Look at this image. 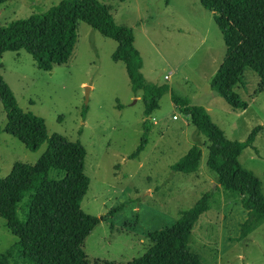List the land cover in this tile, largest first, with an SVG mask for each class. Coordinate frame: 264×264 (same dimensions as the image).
<instances>
[{
    "label": "rangeland",
    "instance_id": "obj_1",
    "mask_svg": "<svg viewBox=\"0 0 264 264\" xmlns=\"http://www.w3.org/2000/svg\"><path fill=\"white\" fill-rule=\"evenodd\" d=\"M58 1L5 0L0 3V25L43 12ZM98 1L116 24L132 28L145 80L168 86L147 117L146 142L134 157L130 153L142 133V103L139 92L130 90L122 63L112 59L114 40L77 20L67 61L49 71L37 69L23 50L0 55V74L17 106L40 116L47 135L77 140L85 149L83 172L89 182L79 205L100 218L82 242L88 262L125 264L142 255L150 245L148 232L172 223L178 211L208 193L210 207L199 215L189 235V251L202 264H264V221L238 240L246 211L236 197L221 190L215 173L205 165L206 138L170 99L173 92L204 107L230 140L242 141L260 126L252 147L243 148L237 160L259 179L264 194V88H259V79L243 68L240 82L232 87L246 102L243 110L231 109L210 89L224 45L211 13L198 0ZM4 123L0 104V177L14 162L34 163L46 146L27 150L2 131ZM191 145L200 149L197 169L189 174L172 171L170 164ZM15 241L0 218L1 262L21 264L5 252Z\"/></svg>",
    "mask_w": 264,
    "mask_h": 264
},
{
    "label": "trees",
    "instance_id": "obj_2",
    "mask_svg": "<svg viewBox=\"0 0 264 264\" xmlns=\"http://www.w3.org/2000/svg\"><path fill=\"white\" fill-rule=\"evenodd\" d=\"M5 0H0V3ZM122 1V0H120ZM211 13L218 29L224 54L209 87L231 109L243 110L246 102L233 93L243 68H249L264 88V0H198ZM82 21L104 37L115 41L112 59L122 63L130 90L139 92L142 103V133L131 157L144 147L150 121L165 83L145 80L142 60L133 46L132 28L116 24L108 8L98 0H59L43 12L30 13L0 25V55L5 51H25L37 69L49 71L65 63L75 42V23ZM171 102L189 117L197 132L207 140L205 165L216 175L221 190L233 195L246 211L239 225L238 240L264 221V194L260 181L239 164L243 148L252 147L260 126L242 140H230L214 124L201 105L170 92ZM0 104L5 113L2 131L12 135L29 151L42 143L45 149L32 163L14 162L8 174L0 177V218L16 241L6 249L21 264H90L82 242L99 217L85 213L80 201L89 179L83 172L84 147L59 134L47 135L40 116L22 111L0 74ZM85 108L81 112L83 118ZM200 149L191 145L170 164L172 171L189 174L197 169ZM210 207V195L201 194L188 208L178 211L170 224L147 233L150 245L142 255L125 264H202L187 244L199 217ZM0 264H7L1 262ZM92 264H117L101 262Z\"/></svg>",
    "mask_w": 264,
    "mask_h": 264
},
{
    "label": "water",
    "instance_id": "obj_3",
    "mask_svg": "<svg viewBox=\"0 0 264 264\" xmlns=\"http://www.w3.org/2000/svg\"><path fill=\"white\" fill-rule=\"evenodd\" d=\"M87 91H88V88L85 87V91H84V101L87 100Z\"/></svg>",
    "mask_w": 264,
    "mask_h": 264
},
{
    "label": "built area",
    "instance_id": "obj_4",
    "mask_svg": "<svg viewBox=\"0 0 264 264\" xmlns=\"http://www.w3.org/2000/svg\"><path fill=\"white\" fill-rule=\"evenodd\" d=\"M163 77H164V79H167L168 76H167V75H164ZM173 117H174V116H173Z\"/></svg>",
    "mask_w": 264,
    "mask_h": 264
},
{
    "label": "crops",
    "instance_id": "obj_5",
    "mask_svg": "<svg viewBox=\"0 0 264 264\" xmlns=\"http://www.w3.org/2000/svg\"><path fill=\"white\" fill-rule=\"evenodd\" d=\"M192 75V74H191Z\"/></svg>",
    "mask_w": 264,
    "mask_h": 264
}]
</instances>
